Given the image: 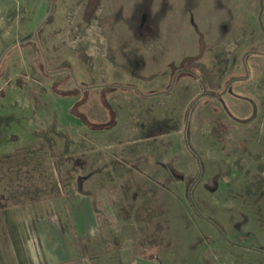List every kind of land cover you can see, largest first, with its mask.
Listing matches in <instances>:
<instances>
[{
  "label": "rangeland",
  "instance_id": "374dc122",
  "mask_svg": "<svg viewBox=\"0 0 264 264\" xmlns=\"http://www.w3.org/2000/svg\"><path fill=\"white\" fill-rule=\"evenodd\" d=\"M0 264H264V0H0Z\"/></svg>",
  "mask_w": 264,
  "mask_h": 264
},
{
  "label": "trees",
  "instance_id": "16d2710c",
  "mask_svg": "<svg viewBox=\"0 0 264 264\" xmlns=\"http://www.w3.org/2000/svg\"><path fill=\"white\" fill-rule=\"evenodd\" d=\"M195 71V70H194ZM209 80V82H210V84H209V86H214L213 85V83H212V80H211V78H208ZM230 82V81H229ZM205 90V89H204ZM204 95H206L207 97H217L218 96V94H216L215 92H213V91H205V94Z\"/></svg>",
  "mask_w": 264,
  "mask_h": 264
},
{
  "label": "water",
  "instance_id": "95a60500",
  "mask_svg": "<svg viewBox=\"0 0 264 264\" xmlns=\"http://www.w3.org/2000/svg\"><path fill=\"white\" fill-rule=\"evenodd\" d=\"M192 59H196V57H194V58H192V57H185V58L183 59V61L181 62L180 67H181L184 63L189 62V61H191Z\"/></svg>",
  "mask_w": 264,
  "mask_h": 264
},
{
  "label": "flooded vegetation",
  "instance_id": "af4514ba",
  "mask_svg": "<svg viewBox=\"0 0 264 264\" xmlns=\"http://www.w3.org/2000/svg\"><path fill=\"white\" fill-rule=\"evenodd\" d=\"M187 68H189V67H188V66H186V67L184 66V68H183V69H180V70H189V69H187ZM189 71L191 72V69H190ZM189 71H188V72H189ZM112 87H113V86H112ZM203 94H205V92H203L202 95H203ZM216 94H218V93H216ZM218 96H219V94H218ZM218 96H217V97H218ZM212 98H213V97H212Z\"/></svg>",
  "mask_w": 264,
  "mask_h": 264
}]
</instances>
